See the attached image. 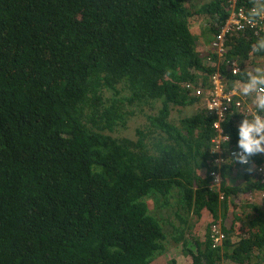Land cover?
Masks as SVG:
<instances>
[{
  "label": "trees",
  "instance_id": "16d2710c",
  "mask_svg": "<svg viewBox=\"0 0 264 264\" xmlns=\"http://www.w3.org/2000/svg\"><path fill=\"white\" fill-rule=\"evenodd\" d=\"M239 6L252 4L0 0V264H157L171 241L190 264H264V154L252 173L232 161L242 111L219 130L205 102L214 74L230 94L264 57V28L213 45ZM189 215H210L195 249Z\"/></svg>",
  "mask_w": 264,
  "mask_h": 264
},
{
  "label": "clouds",
  "instance_id": "9594fccd",
  "mask_svg": "<svg viewBox=\"0 0 264 264\" xmlns=\"http://www.w3.org/2000/svg\"><path fill=\"white\" fill-rule=\"evenodd\" d=\"M238 1L240 0H231L232 6L236 7ZM250 2L252 7L248 11L245 9L243 10L242 7L240 8V6L238 8V11H243L246 16L242 15L240 19H231L229 23L235 25L237 29H242L245 24L252 27H255L258 24V26L253 29L254 33L258 34V31L264 28V0H250ZM232 16L233 15H231L228 19H230ZM228 19L225 21V23L228 21ZM241 20L243 23H241ZM247 28L248 27L245 29ZM245 29L234 30L233 33L237 31H244ZM226 30L227 26L225 28V31ZM252 51L254 53L264 52V36H261L252 45ZM256 57H258L259 61L264 62V57L262 56L249 57L247 60L253 61L251 59ZM235 62L238 64L237 60H235ZM244 62H246V60ZM232 74L240 75V69L238 67L234 68ZM214 75H218L222 85H224V82L227 85H233L226 81V78L220 77L219 74ZM243 75L246 76L244 82L234 85L230 91L234 99L240 101V105L237 106L233 104V107H237L238 111H242V121L238 125V151L234 152L231 158L232 161L238 162L241 165H247L248 167L246 168V171L248 173H252L256 170V168L254 163H252L251 158L258 154H264V67H255L254 69L249 70L246 69ZM189 90L190 92L196 93V88ZM250 99L252 102L251 104ZM213 109H216L218 111L219 117L222 118L223 110L222 104L219 100H216L209 105V110ZM246 112L249 114V116L245 115L244 118L243 115ZM226 139L228 142L229 137H226ZM220 145L221 144H217L216 152L219 150ZM217 163L219 164L221 161H217ZM220 245L221 243L216 246L214 245V247Z\"/></svg>",
  "mask_w": 264,
  "mask_h": 264
},
{
  "label": "built area",
  "instance_id": "2783aa9c",
  "mask_svg": "<svg viewBox=\"0 0 264 264\" xmlns=\"http://www.w3.org/2000/svg\"><path fill=\"white\" fill-rule=\"evenodd\" d=\"M242 15H243V16H246V14H245L243 11L239 10V11H238L236 14H234L230 19H228V21L224 24V26H223V28H222V31H221L220 34L217 36V40L213 43V45L216 47V50H217L218 53H219V56L222 55V52H223L224 49H225V51H226V47H225L224 45H222V41L224 40L225 35H226L227 32H229V33L231 34V33H233L234 30H243V29H245L246 27H249V28H251V29H255V28L258 26V24H257L255 27H252V26H249V25L245 24L244 27H243L242 29H237L235 25L229 23V21H230L231 19H240V17H241ZM241 23H243L242 20H241ZM226 26H227V30L225 31ZM230 31H231V32H230ZM234 68H237V66H234L233 69H234ZM233 69H232V73H233ZM212 79H213L214 87H213V89L211 90L210 93H206V96H207V99H206V102H207V108L209 109V105H210L211 103H213L214 101H216V100H219V101L221 102V104H222V110H223L222 118L219 117V115H218V111H217L216 109L210 110V111H212L214 114H216V116H217V120L214 122L213 125L215 126V128L221 130L220 120L223 119V117H224V115L226 114L227 111H229V110L232 109L233 104H235V105H237V106L240 105V101L235 100L234 97H233V95L231 94V92H229L230 94H226V93L223 91V85H222L221 81L219 80L218 75H213V78H212ZM214 79L218 81V83L220 84V85L218 84L219 86H217V83H216V81H215ZM186 85H187L186 87H187L188 89H193V88H194V87L191 86L190 84H186ZM195 91H196L197 94H200V93H201V91L198 90V89H196ZM212 94H213V95H212ZM211 95H212V97H211ZM245 115L249 116V114H248L247 112L244 113V115H243L244 118H245ZM213 142H214V146H215V150H216V146H217V144H220L221 140L218 139V138H215V139H213ZM218 151H219V150H218ZM237 151H238V148L236 147L235 149H233V150H231V151L229 152L228 156H229V155L232 156V154H233L234 152H237ZM220 160H222V158L217 159V161H220ZM258 171L262 172V176H264V168H263V167H259V170H258ZM217 177H218V178H217ZM219 182H220V176H219V173H215V174H214L213 183L218 185ZM211 232H212V237H213V239H214V244H215V245L219 244L220 241H221V239H222V237H223V235H222V233H221V231H220L219 226L214 224V225L212 226Z\"/></svg>",
  "mask_w": 264,
  "mask_h": 264
},
{
  "label": "rangeland",
  "instance_id": "374dc122",
  "mask_svg": "<svg viewBox=\"0 0 264 264\" xmlns=\"http://www.w3.org/2000/svg\"><path fill=\"white\" fill-rule=\"evenodd\" d=\"M251 60L253 61H250V60H246V62H244V70L245 71L246 69L249 70V69H254L255 67H264V62H261L258 60V57L256 58H252ZM215 80V79H214ZM216 83H217V86H219L220 84L218 83L217 80H215ZM219 84V85H218ZM251 99H250V104H251ZM199 109V106L198 105H192V106H189L187 108H184L183 110H181L180 108H177V107H174L172 108V111L170 113V119L171 121L175 124V125H178V123L180 122L181 119H179L180 117H183L186 115H191L193 113H195L197 110ZM136 117H131L130 118V124H133V123H136L137 124V121H135ZM202 214H205L204 211H201ZM210 215H206L203 217L200 216V217H196L195 215L192 216V215H189V218H190V221L192 220L193 223L192 226L190 227V230H192V232H194L196 234V236H191L189 234V231L186 232L185 236H186V239H187V246L192 248V249H195V245H194V239L197 238V237H200L201 240L204 239V236H205V232H206V224L208 222V217ZM170 219H174L173 221L178 224V226H180L181 224H184V223H179V221L174 217V215H171L170 214ZM169 245V248H168V251H166L162 258L159 260L157 259L155 262L157 264H167L168 261L170 259H174V261H176L177 264H190L191 262V258L190 256L188 255H185V254H182L181 255V241L176 244L174 243L173 241H171L170 243H168ZM158 261H161V262H158ZM226 260H224L225 262ZM229 264H234L233 262H229Z\"/></svg>",
  "mask_w": 264,
  "mask_h": 264
},
{
  "label": "bare ground",
  "instance_id": "6f19581e",
  "mask_svg": "<svg viewBox=\"0 0 264 264\" xmlns=\"http://www.w3.org/2000/svg\"><path fill=\"white\" fill-rule=\"evenodd\" d=\"M224 90H225V89H224ZM226 92H227V91H226ZM226 92H225V93H226Z\"/></svg>",
  "mask_w": 264,
  "mask_h": 264
}]
</instances>
